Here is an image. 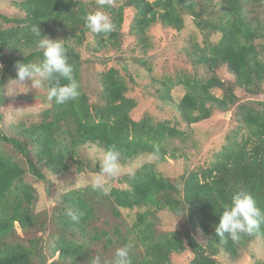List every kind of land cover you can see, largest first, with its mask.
<instances>
[{
	"label": "trees",
	"instance_id": "1",
	"mask_svg": "<svg viewBox=\"0 0 264 264\" xmlns=\"http://www.w3.org/2000/svg\"><path fill=\"white\" fill-rule=\"evenodd\" d=\"M15 5L21 13L0 12V103L6 101L8 83L17 78L16 63H40L43 59L36 43L42 37L32 31L37 26L42 35L64 40L81 94L64 105L51 102L41 112L40 121L13 124L11 131L3 127L4 114L0 112V264H38L41 250L53 258L49 264H92L94 244L109 248L116 243L133 245L132 264H173L175 254L187 251L192 253L188 264H218L222 251L235 257L240 246H247L258 236L264 238V224L252 235H242L239 241L215 234L220 216L237 190L249 192L264 209V99L241 100L236 93L242 89L253 95L264 94V47L257 42L264 37V0L106 3L101 10L115 25L107 35L91 33L85 27V15L100 8L96 1L17 0ZM128 8L134 9L129 34L143 49L149 46V30L156 23L181 31L184 15L194 17L205 34L203 45H195V61L211 73L224 66L233 79L224 80L214 74L200 77L197 73L168 78L160 80L159 96L168 103L173 88L183 85L186 92L178 108L187 124L206 120L218 109L231 111L236 129L227 135V143L207 166L188 168L174 177L161 174L154 162H144L118 176L107 196L91 185L73 188L57 199L50 214L42 216L33 209L35 186L27 175L44 180L48 173L66 174L71 170L69 160L77 173H99L100 163L79 155L81 147L116 146L123 162L145 153L161 161L182 156L168 146L170 141L183 138L181 128L149 114L139 120L132 117L137 101L128 96V83L118 68L111 66L101 73L96 100L81 84L85 62L81 46L92 36L94 53L117 47ZM213 33L220 34L218 40L211 39ZM142 63L147 65L146 60ZM98 205L108 207L116 217L121 216V209H137V220L129 235L116 240L108 229L100 227ZM69 209L80 216L78 223L67 215ZM164 209L174 215L177 229L157 228V212ZM35 225L38 231L45 232L48 226L52 232L47 237L33 235L26 239L20 235L19 229L26 233ZM114 230L121 235L119 224ZM196 232L203 234V239Z\"/></svg>",
	"mask_w": 264,
	"mask_h": 264
},
{
	"label": "rangeland",
	"instance_id": "2",
	"mask_svg": "<svg viewBox=\"0 0 264 264\" xmlns=\"http://www.w3.org/2000/svg\"><path fill=\"white\" fill-rule=\"evenodd\" d=\"M15 1L17 0H0V12L9 15L21 13L16 7ZM87 1L97 2V0ZM123 1L111 0L110 4L119 5ZM133 10L132 8L126 10V21L117 47H106L94 53L91 48L96 45L95 39L92 36L87 37L85 44L80 48L85 58L81 72V84L92 100L98 99L101 89L100 75L105 69L114 66L120 70L128 83V96L137 101V106L132 111V117L135 120L149 114L157 120H170L185 134L182 139H175L168 143L170 150L176 149L179 155L182 154L178 159L167 158V160L161 161L157 156L145 153L132 161L123 162L121 160L122 172L120 175L134 171L144 162H154L161 174L174 177L188 168L207 166L227 143V135L236 129L237 123L232 119L231 111L216 109L210 118L189 125L184 121L178 108L186 88L183 85L175 86L171 91L172 100L166 103L159 96L160 80L175 79L178 76L183 77L196 73L200 77H209L214 74L224 80H232L233 76L224 66H220L214 73H211L205 66L195 61V45L196 43L200 46L203 45L205 34L196 26L192 15H184L185 27L181 31L156 23L149 30V46L143 49L137 38L129 34ZM261 11L264 20V10ZM219 37V33L211 35V39L214 41ZM257 42L264 47V37L258 39ZM142 60H146L147 65H144ZM0 65H2L1 62ZM125 68H128V71ZM17 79L8 83L5 90L6 101L0 103V112L4 114L2 125L9 131L13 124L20 122L32 124L40 121L41 112L51 103L47 97L40 98L38 95L47 94L46 91L31 88L30 81L19 84ZM236 93L241 100L264 99V94L253 95L242 89H237ZM28 96H31L32 99H28ZM105 149L103 146L86 145L79 148L78 154L82 157H89L93 162H99V155ZM69 163L71 170L60 176L48 173L46 179L38 180L30 174L27 175L26 179L35 186L36 198L33 205L35 212L41 213L42 216L50 214V210L57 204V199L60 196L73 188L91 185L90 181L98 174L77 173L74 163L71 160ZM117 178L109 179L106 186L110 189ZM85 180L88 183H85ZM97 210L99 213L97 224L108 229L116 240L120 236H128L137 220V209H121L120 217L114 216L109 208L103 205H98ZM157 217V228L160 231L178 228L171 211L160 210L157 212ZM116 224L120 226L121 235L114 230ZM18 231L26 239L33 235L47 237L48 234H51L52 229L47 226L45 232L38 231V225H35L29 232L25 233L21 229ZM195 234L203 239V234L200 232ZM120 247L122 245L119 243L109 248H105L103 244H94L92 250L95 257H101V261H113L115 252ZM43 251L48 257L47 264H49L53 258L48 256L46 250ZM191 257L192 253L189 251L181 255L175 254L173 264H188ZM218 261V264H264V238L258 236L247 246H240L235 257L222 251L218 256Z\"/></svg>",
	"mask_w": 264,
	"mask_h": 264
},
{
	"label": "clouds",
	"instance_id": "3",
	"mask_svg": "<svg viewBox=\"0 0 264 264\" xmlns=\"http://www.w3.org/2000/svg\"><path fill=\"white\" fill-rule=\"evenodd\" d=\"M100 5L95 11L89 12L84 17L85 27L94 34H109L115 30V25L109 15L101 10L111 0H97ZM38 39L37 47L43 52L40 63L17 62V82L24 84L30 81L31 88L44 89L47 100L56 105H64L75 101L80 96V85L74 76L73 65L69 62L68 49L64 40L51 39L41 34L39 26L32 29ZM2 67V66H0ZM61 80L67 83L62 84ZM159 149H156L158 153ZM121 152L116 146L103 150L99 155L100 171L90 181L91 187L102 195L109 194L107 181L118 177L122 172ZM85 183H88L85 180ZM67 215L74 222H79L80 216L71 209ZM264 224V209L260 208L254 197L247 191L239 189L234 192L231 204L225 208L215 228L216 236L224 239L225 236L233 241H239L242 235H252ZM132 244L118 248L112 264H132L130 250ZM92 264H101V257L96 256Z\"/></svg>",
	"mask_w": 264,
	"mask_h": 264
},
{
	"label": "water",
	"instance_id": "4",
	"mask_svg": "<svg viewBox=\"0 0 264 264\" xmlns=\"http://www.w3.org/2000/svg\"><path fill=\"white\" fill-rule=\"evenodd\" d=\"M48 261V257L46 255V253L41 250L38 256V264H47Z\"/></svg>",
	"mask_w": 264,
	"mask_h": 264
}]
</instances>
